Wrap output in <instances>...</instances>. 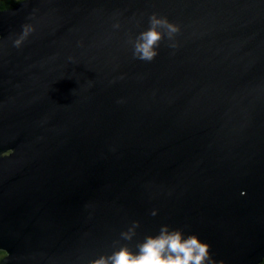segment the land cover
<instances>
[{
    "label": "water",
    "instance_id": "1",
    "mask_svg": "<svg viewBox=\"0 0 264 264\" xmlns=\"http://www.w3.org/2000/svg\"><path fill=\"white\" fill-rule=\"evenodd\" d=\"M153 13L181 31L145 62ZM134 221L263 262L264 0L0 8V264H89Z\"/></svg>",
    "mask_w": 264,
    "mask_h": 264
},
{
    "label": "clouds",
    "instance_id": "2",
    "mask_svg": "<svg viewBox=\"0 0 264 264\" xmlns=\"http://www.w3.org/2000/svg\"><path fill=\"white\" fill-rule=\"evenodd\" d=\"M11 6V5H10ZM14 6V5H12ZM114 27L119 28L117 23ZM35 29L22 25V32L14 41V46L19 48ZM181 31V26L171 22L167 17L153 13L149 17V27L140 32L133 44V56L145 62H151L158 56L161 42L167 38L169 42ZM175 48V43H170ZM156 215L154 211L152 213ZM139 221H134L131 226L120 233V239L115 241L119 247L110 255H101L92 259L89 264H219L210 251V245L202 241L196 234H186L183 229L172 228L164 224L157 234H148L137 243L134 248L128 243L137 236Z\"/></svg>",
    "mask_w": 264,
    "mask_h": 264
},
{
    "label": "trees",
    "instance_id": "3",
    "mask_svg": "<svg viewBox=\"0 0 264 264\" xmlns=\"http://www.w3.org/2000/svg\"><path fill=\"white\" fill-rule=\"evenodd\" d=\"M18 2H20V0H0V8H6L10 5H15ZM5 254V251L2 252V250L0 249V258H2ZM261 264H264V260Z\"/></svg>",
    "mask_w": 264,
    "mask_h": 264
},
{
    "label": "flooded vegetation",
    "instance_id": "4",
    "mask_svg": "<svg viewBox=\"0 0 264 264\" xmlns=\"http://www.w3.org/2000/svg\"><path fill=\"white\" fill-rule=\"evenodd\" d=\"M9 7V6H8ZM7 8V7H6Z\"/></svg>",
    "mask_w": 264,
    "mask_h": 264
},
{
    "label": "bare ground",
    "instance_id": "5",
    "mask_svg": "<svg viewBox=\"0 0 264 264\" xmlns=\"http://www.w3.org/2000/svg\"><path fill=\"white\" fill-rule=\"evenodd\" d=\"M3 252V251H2Z\"/></svg>",
    "mask_w": 264,
    "mask_h": 264
}]
</instances>
